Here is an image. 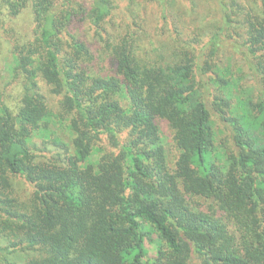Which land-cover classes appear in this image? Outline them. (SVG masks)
<instances>
[{"label": "trees", "instance_id": "16d2710c", "mask_svg": "<svg viewBox=\"0 0 264 264\" xmlns=\"http://www.w3.org/2000/svg\"><path fill=\"white\" fill-rule=\"evenodd\" d=\"M117 1L0 0V264H264V0Z\"/></svg>", "mask_w": 264, "mask_h": 264}, {"label": "rangeland", "instance_id": "374dc122", "mask_svg": "<svg viewBox=\"0 0 264 264\" xmlns=\"http://www.w3.org/2000/svg\"><path fill=\"white\" fill-rule=\"evenodd\" d=\"M82 1L88 2L90 0H82ZM119 1H123V4H122V8L120 10H117V12H119V14L128 12L127 8L132 3L133 0H119ZM140 1L143 2L146 0H135L134 7L136 9V12L140 13V11L142 10V12H144V14L146 15L145 18H148L149 20L151 19L154 22L153 29H155L154 26H156L157 24L158 10L160 9L158 4L155 3L153 7H147V5L140 6L139 4ZM186 4L187 3H185V5ZM6 10L7 9L5 8L3 9L4 23L2 27L0 28V75H1L0 76V101L6 104H9L13 108H16L18 105V101L20 99V92L22 90V85L19 79H14L13 77L12 67L15 62V56H14V53L12 52V45L17 41L18 38L22 39V42H23L33 37L34 17L31 13L30 8H26L25 10H23L22 13L14 19H10L8 15L5 14L7 12ZM86 30L87 28L83 27L82 33L86 32ZM87 40L94 42V43L96 42L93 37L91 38V35L87 37ZM160 42H163V41L158 39L157 45L162 46ZM230 58L231 57L229 53L223 54L224 65L226 67H228L229 65V67H231V70L233 71V74L234 75L236 74V76L239 78L241 76V72L238 69L239 67H241L242 63L240 62V60L234 61V59L232 60ZM248 92L249 91L244 93V95L247 96L249 94ZM50 99L56 102L55 97L50 96ZM160 124L162 128V143L166 145L169 159L173 163L176 161L179 155L178 149L173 141V131L165 120H162ZM223 131L219 133L220 140L223 137H225L228 132V130H223ZM146 245L149 251L147 259L153 260L154 257L156 256L155 244L147 240Z\"/></svg>", "mask_w": 264, "mask_h": 264}]
</instances>
